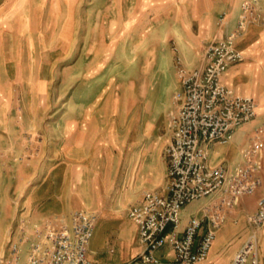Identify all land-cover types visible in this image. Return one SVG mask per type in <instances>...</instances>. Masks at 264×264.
<instances>
[{
	"label": "crops",
	"instance_id": "crops-1",
	"mask_svg": "<svg viewBox=\"0 0 264 264\" xmlns=\"http://www.w3.org/2000/svg\"><path fill=\"white\" fill-rule=\"evenodd\" d=\"M244 1L224 0L226 16L218 25L211 1L200 0L197 37L191 35L188 20L182 23L184 33L156 37L150 59L135 74L134 84L113 103L88 102L81 107V117L78 102L71 103L70 117L12 116L11 102L1 100L9 93L10 82L0 80V193L5 190L12 204L11 225L21 223L16 237L30 236L46 220L68 224L74 210L85 209L97 213L96 225L99 217L103 220L102 241L89 243L90 261L128 264L138 255V229L128 210L145 191H161L168 179L164 153L171 132L168 118L177 110L175 94L181 90L176 60L189 69L200 66L206 45L234 28ZM257 1L264 16V0ZM170 40L175 41L181 58ZM235 45L243 60L230 64L221 82L255 99L258 125L264 122V21L249 24ZM34 107L29 101L24 109L29 114ZM252 131L228 144H211L209 164L233 169L241 162ZM262 193L260 188L240 197L217 230L207 258L197 264H231L252 229L247 215L256 211ZM227 240L234 245L226 252ZM21 247L25 249L26 243L22 241ZM157 255L171 258L173 252L165 246ZM257 255L264 264V223L257 229Z\"/></svg>",
	"mask_w": 264,
	"mask_h": 264
},
{
	"label": "built area",
	"instance_id": "built-area-1",
	"mask_svg": "<svg viewBox=\"0 0 264 264\" xmlns=\"http://www.w3.org/2000/svg\"><path fill=\"white\" fill-rule=\"evenodd\" d=\"M262 12L257 0L244 1L234 28L206 45L200 66L189 69L177 58L181 90L175 94L177 110L168 118L171 132L164 149L168 179L161 191H145L128 210L141 246L128 264L204 261L228 212L240 197L261 188L256 211L247 215L252 229L231 261L260 264L257 229L264 223V122L253 128L241 162L231 170L223 164L210 165L208 148L228 144L239 126L258 116L255 99L235 93L221 76L230 64L243 60L236 40L249 24L264 21ZM204 197L208 201L181 225L184 205ZM97 218V213L79 209L71 213L68 224L46 220L22 237L25 249L10 235L0 264H95L88 258V247ZM165 246L171 248V258L157 255Z\"/></svg>",
	"mask_w": 264,
	"mask_h": 264
},
{
	"label": "rangeland",
	"instance_id": "rangeland-1",
	"mask_svg": "<svg viewBox=\"0 0 264 264\" xmlns=\"http://www.w3.org/2000/svg\"><path fill=\"white\" fill-rule=\"evenodd\" d=\"M210 1L219 25L226 16L224 0ZM198 3L200 0H0V80L10 82L9 93L1 100L11 102L12 116L48 120L70 117L72 102L79 103L80 117L81 107L88 102L113 103L134 84L135 74L150 59L156 37L184 33L183 20L190 22L192 36L199 35ZM169 43L181 58L175 41ZM29 101L35 107L28 114L24 106ZM256 122L242 124L233 140L244 138ZM207 199L186 203L181 225ZM12 214L8 193L1 190L0 253L2 248L6 250L10 235L22 244L23 238L15 236L21 223L11 225ZM102 224L99 217L91 246L102 241ZM233 245L227 240L223 247L227 252Z\"/></svg>",
	"mask_w": 264,
	"mask_h": 264
}]
</instances>
